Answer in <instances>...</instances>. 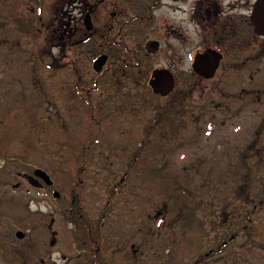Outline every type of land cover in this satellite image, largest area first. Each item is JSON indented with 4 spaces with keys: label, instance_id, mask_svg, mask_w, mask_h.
Wrapping results in <instances>:
<instances>
[{
    "label": "rangeland",
    "instance_id": "1",
    "mask_svg": "<svg viewBox=\"0 0 264 264\" xmlns=\"http://www.w3.org/2000/svg\"><path fill=\"white\" fill-rule=\"evenodd\" d=\"M53 8L0 0V259L74 264L63 216L80 179L75 190L98 211L107 264H264L255 75H243L239 112L230 76L200 83L191 104L177 100L191 75H176L161 98L147 86L159 56L138 53L140 69H125L128 54L109 57L96 73L92 52L46 36ZM92 85L95 119L77 93ZM37 167L53 181L45 191L19 176Z\"/></svg>",
    "mask_w": 264,
    "mask_h": 264
},
{
    "label": "flooded vegetation",
    "instance_id": "2",
    "mask_svg": "<svg viewBox=\"0 0 264 264\" xmlns=\"http://www.w3.org/2000/svg\"><path fill=\"white\" fill-rule=\"evenodd\" d=\"M52 3L54 8L48 17L46 36L92 52L95 56L92 69L94 60L101 55L106 60L99 72L109 57L123 62L128 54L131 61L125 62V69H140L142 56L138 53L143 57L159 56L161 63L152 68L150 76L156 69L166 70L174 78V88L161 96L152 92L147 81L155 96L169 97L176 87V75H191L188 89L178 93L177 100L183 103L188 99L192 104V93L200 83L222 81L230 76L232 85L238 89L239 112L246 103L243 75H255L249 95L259 106L255 116L260 123L257 133H264V0H52ZM205 73L212 76L205 78ZM211 85L215 87L216 83L213 81ZM257 140L258 144L262 141L259 137ZM257 140L251 143L256 145ZM262 145V150H254L260 156L254 162L255 169H263L264 139ZM261 176L264 177V169ZM38 182L42 184L40 187L31 186L45 191L42 180ZM72 193L73 189L69 210L63 216L65 223L73 227L65 247L75 252L74 264H97L101 240L98 211L86 209L83 198L79 199V210L73 211L75 195ZM261 201L264 199L258 203ZM49 232V245L53 246L57 232L52 225ZM92 250L93 256L84 255ZM8 263L19 264V261L0 259V264ZM33 263L49 264L46 258L35 259Z\"/></svg>",
    "mask_w": 264,
    "mask_h": 264
},
{
    "label": "water",
    "instance_id": "3",
    "mask_svg": "<svg viewBox=\"0 0 264 264\" xmlns=\"http://www.w3.org/2000/svg\"><path fill=\"white\" fill-rule=\"evenodd\" d=\"M150 44H153L151 42ZM106 57L104 55L99 56L94 60L93 69L95 72H99L104 64ZM205 78L211 77L212 74H203ZM148 85L150 86L151 90L155 94H159L161 96H166L174 88V78L173 76L166 70H159L156 69L151 73L150 79L148 80ZM24 178L28 181V183L34 187H40L42 184L38 182L42 180L45 185H52L53 181L50 176L41 168H35L32 174L24 173L22 174ZM52 196L54 198L59 197L58 191H53ZM15 237L18 239H22L24 237V232L21 230H16L14 233ZM53 240L51 244H53Z\"/></svg>",
    "mask_w": 264,
    "mask_h": 264
},
{
    "label": "trees",
    "instance_id": "4",
    "mask_svg": "<svg viewBox=\"0 0 264 264\" xmlns=\"http://www.w3.org/2000/svg\"><path fill=\"white\" fill-rule=\"evenodd\" d=\"M92 87V88H91ZM95 88V85L93 86H89V87H80V88H77L78 89V95H79V98L82 99V97L84 98L83 101L88 105L89 109H88V112H89V115L90 117H94L95 119V116H94V104L92 103V98H91V95H90V90L91 89H94ZM92 91V90H91ZM80 179H78L76 182L77 184L79 183ZM75 182V183H76ZM77 184L76 185H73V191L74 193H72L73 195H75V202H74V205H72V210L73 211H78L79 210V204H80V201L78 198V194L76 193V190L75 188L77 187ZM224 243L226 242H223L221 244V246L224 245ZM102 251H103V246L101 245V241H100V251L98 252L97 256H96V259H97V264H107V258H105L103 255H102Z\"/></svg>",
    "mask_w": 264,
    "mask_h": 264
}]
</instances>
